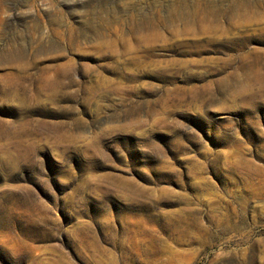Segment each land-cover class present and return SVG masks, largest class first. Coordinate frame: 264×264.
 <instances>
[{"label": "rangeland", "instance_id": "1", "mask_svg": "<svg viewBox=\"0 0 264 264\" xmlns=\"http://www.w3.org/2000/svg\"><path fill=\"white\" fill-rule=\"evenodd\" d=\"M144 1L0 0V264H264V0Z\"/></svg>", "mask_w": 264, "mask_h": 264}, {"label": "bare ground", "instance_id": "2", "mask_svg": "<svg viewBox=\"0 0 264 264\" xmlns=\"http://www.w3.org/2000/svg\"><path fill=\"white\" fill-rule=\"evenodd\" d=\"M144 4V0H139L140 6ZM148 11L149 13L142 10L144 14H138V22L136 18L137 14L130 16L128 20L130 24L139 26L138 28L135 27L134 30L140 29V32H146L148 35L154 37L159 32V26L161 24L160 10L154 5L153 1L149 4ZM4 12L5 6L0 4V21H2ZM170 12L174 18H179L188 12L200 25L210 26L219 18L217 16H219L220 5H217L213 0H172Z\"/></svg>", "mask_w": 264, "mask_h": 264}]
</instances>
